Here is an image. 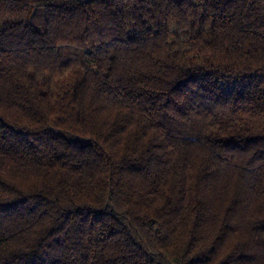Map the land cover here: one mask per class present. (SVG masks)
<instances>
[{"label": "trees", "instance_id": "trees-1", "mask_svg": "<svg viewBox=\"0 0 264 264\" xmlns=\"http://www.w3.org/2000/svg\"><path fill=\"white\" fill-rule=\"evenodd\" d=\"M0 264H264V0H0Z\"/></svg>", "mask_w": 264, "mask_h": 264}]
</instances>
